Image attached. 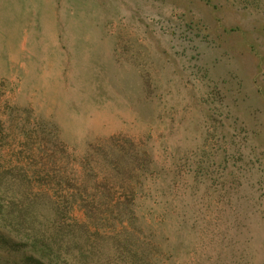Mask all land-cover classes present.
<instances>
[{
	"label": "rangeland",
	"instance_id": "obj_1",
	"mask_svg": "<svg viewBox=\"0 0 264 264\" xmlns=\"http://www.w3.org/2000/svg\"><path fill=\"white\" fill-rule=\"evenodd\" d=\"M0 264H264V0H0Z\"/></svg>",
	"mask_w": 264,
	"mask_h": 264
},
{
	"label": "bare ground",
	"instance_id": "obj_2",
	"mask_svg": "<svg viewBox=\"0 0 264 264\" xmlns=\"http://www.w3.org/2000/svg\"><path fill=\"white\" fill-rule=\"evenodd\" d=\"M80 20V19H79Z\"/></svg>",
	"mask_w": 264,
	"mask_h": 264
}]
</instances>
